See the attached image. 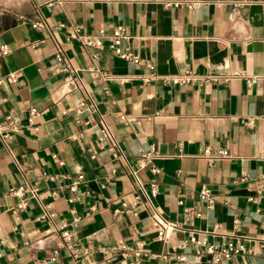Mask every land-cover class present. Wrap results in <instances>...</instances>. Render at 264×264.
<instances>
[{"label": "crops", "instance_id": "0c3cea01", "mask_svg": "<svg viewBox=\"0 0 264 264\" xmlns=\"http://www.w3.org/2000/svg\"><path fill=\"white\" fill-rule=\"evenodd\" d=\"M198 1L0 0V264H49L54 250L57 264H213L189 240L201 231L242 244L220 264H264V6ZM118 24L139 62L108 47ZM74 27L103 28L102 45ZM230 69L255 81H221ZM185 70L211 79L166 80ZM205 147L230 156L208 163ZM29 183L37 195L19 205L9 190ZM153 209L174 224L161 238Z\"/></svg>", "mask_w": 264, "mask_h": 264}, {"label": "built area", "instance_id": "2783aa9c", "mask_svg": "<svg viewBox=\"0 0 264 264\" xmlns=\"http://www.w3.org/2000/svg\"><path fill=\"white\" fill-rule=\"evenodd\" d=\"M51 1H57L61 2L63 0H51ZM105 1H111V0H105ZM158 2L161 6L165 8H172V7H180V6H188V7H194L197 4H199L198 0H154ZM235 4L241 5V4H248L251 2H259L264 6V0H234ZM32 26L40 25L38 21H34L31 23ZM105 35V30L103 28L98 29V31L94 34L90 33H83L80 32L77 27H74L72 31L70 32V37L77 39L81 44L83 45H95L100 46L102 45V40ZM128 38L127 33L125 31V28L123 25L118 24L115 25L109 35V43L108 47L110 50L118 55L121 58L131 60L133 62H139V57L133 53L129 47V45L126 43V39ZM0 50L2 53H6L7 49H5L3 46L0 47ZM56 59L59 63L58 69L61 71H65L66 76V84L69 87V90L76 87V80L78 79L77 70L69 65V63L65 60L63 57V54L61 51L56 53ZM149 67H153V64H148ZM13 77V73H9L7 76V79L10 80ZM245 79L247 84H250L255 81V77L247 75L244 71L240 69H230L225 75H223L220 79L223 82H228L232 79ZM211 77L209 76H200L195 75L190 70H185L183 73L174 74L169 76L166 80L169 81L172 84L177 85H185V84H194V83H201V82H207ZM35 111V108L30 109V116L29 120H31V115ZM13 131L17 129V125H12L11 128ZM103 135H108V129H103ZM0 134L3 136L6 135L5 132H3L2 125L0 124ZM144 154H142L143 156ZM202 158L207 161L208 163H211L217 159L220 158H227L230 156L229 152L224 148H217L212 149L211 147H205L202 153ZM54 175L50 176V178H53ZM77 184V180H72L70 189L74 190ZM139 187L143 190V186L140 182H138ZM153 188L151 192L153 193ZM9 192H12L22 198L19 205H22L23 201L25 200V196L28 197H36L37 195V186L35 183H29L26 185L18 186L14 189H10ZM199 197L207 202L208 206H212L214 203V198L210 194V189L207 185L202 184L199 187L198 190ZM181 202V200H179ZM151 217L153 219V223L157 227V234L158 237L161 238L165 235V232L167 228L174 226L173 223L168 222L164 219V217L157 212L155 209L152 210ZM202 235L197 233H192L189 240L197 245L204 246V253L208 255L210 261L213 264H220L223 260L230 258L232 255L238 253L243 249V246L241 243H239L237 240H234L232 238H228L220 243H213V242H207L205 234L209 233L208 231H201ZM63 236H67V231L62 232ZM124 249H131V246L123 245ZM140 249L135 251L136 254H138ZM57 251L54 250L51 256L49 257V264H57V258H56ZM201 250L196 249V255H200ZM162 257H166V254H162ZM178 258L181 259L182 256L178 255ZM135 262H133L134 264Z\"/></svg>", "mask_w": 264, "mask_h": 264}]
</instances>
